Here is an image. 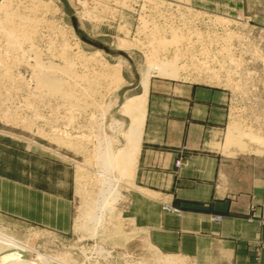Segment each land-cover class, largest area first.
<instances>
[{"label":"rangeland","instance_id":"1","mask_svg":"<svg viewBox=\"0 0 264 264\" xmlns=\"http://www.w3.org/2000/svg\"><path fill=\"white\" fill-rule=\"evenodd\" d=\"M2 1L3 8L17 5L36 28L14 46L0 32V146L17 153L25 172L50 175L55 195L67 193L69 227L0 223V247L21 243L48 264H197L148 242L141 225L157 193L138 187L135 176L126 185L133 170L124 161L133 158L128 141L140 144L149 80L157 77L225 89L226 127L237 123L252 132L242 142L264 146V25L253 11L264 0ZM28 3L36 9L22 7ZM33 51L83 75L79 89L68 78L61 86L77 100L38 95ZM159 62L175 64V75L158 74ZM238 145L231 148L254 151ZM108 151L119 153L111 169L118 199L95 224L87 217Z\"/></svg>","mask_w":264,"mask_h":264},{"label":"crops","instance_id":"2","mask_svg":"<svg viewBox=\"0 0 264 264\" xmlns=\"http://www.w3.org/2000/svg\"><path fill=\"white\" fill-rule=\"evenodd\" d=\"M253 11L264 25V3ZM228 100L222 88L149 80L134 176L157 198L141 228L158 251L197 264H264V146L223 151ZM0 153V223L68 230L67 193H53L50 175L25 172L17 153Z\"/></svg>","mask_w":264,"mask_h":264},{"label":"bare ground","instance_id":"3","mask_svg":"<svg viewBox=\"0 0 264 264\" xmlns=\"http://www.w3.org/2000/svg\"><path fill=\"white\" fill-rule=\"evenodd\" d=\"M2 2L4 3V1H2ZM2 2H1V5H2ZM17 2H18L17 4L20 3V1H17ZM9 4H10V2H9ZM9 4L7 5L8 7H5V8H3V7L6 6V4L3 7L0 6V32L2 35H4L7 38L6 43L10 44L11 46H14L15 43H18L20 38H26V36H30L29 35L30 33L28 31L31 30V32H32V29L36 28V25L33 23V21L31 19L22 15L17 10L18 9L17 5L15 6L16 8H13V7H10ZM22 7L25 9L27 7V9L30 11H33L36 9L35 5L31 4V3L26 4V6L22 5ZM29 27H30V29H29ZM26 30H28V31H26ZM36 33L37 32H35V34ZM20 41H21V39H20ZM23 42H25V41H22V43ZM171 63L169 64L168 62L167 63L166 62H159V65L156 67L158 74L175 75V73H176L175 71H177V69L175 68L176 67L175 64H174V66H175L174 67L173 64H171ZM32 67L36 71L35 72L36 81H35L34 87H35L39 96L45 95L46 92H49V93H52L53 95L57 96L58 98H65L67 100H70L71 102L73 100H77V98L74 97V94H71V93L69 94L68 92H66V90H62L61 86L64 83L63 78H68V79H71V81H72V86L70 84L71 82L69 83L70 86L72 88H74V87L78 88L82 82L79 80H82L83 75L80 76V74L73 72V70L70 68V66L58 65V64L51 62L50 60H42L41 56L38 55V53H36V52H34ZM113 69H114V71H116L115 66H113ZM174 69H176V70H174ZM117 77H119V76H117ZM90 80H91V78H90ZM90 80H89V83H90ZM65 81H66V83H68L67 79ZM84 81L85 80H83V82ZM78 89H76V90H78ZM78 92H79V90H78ZM86 92L84 91L83 93L86 95ZM145 94L146 93L143 92L142 95L145 96ZM81 96H82V94H81ZM42 98H43V96H42ZM81 99H79V101H81ZM138 100H140V99H138ZM82 101H83V99H82ZM230 124H232V125H228L226 127V131L224 134V144L222 147L223 151L225 153H227L226 151H228V153H232V152H229L230 147H234V146L236 147L237 144H239L238 145L239 149H241V148H252L250 145L251 143L248 144V143H246L247 141L246 142L241 141L244 136H247L249 133H252V132L251 131L247 132V128H242V127L236 126L235 124H237V123H234V125H233V122H232ZM128 131L129 130L122 132V135H123L122 139H124V137L128 136V135H125L126 133H128ZM139 132L141 133V131H139ZM129 139H130V141H128V143H130L129 149H130V152H133V154H132L133 158L130 161H129V159L127 160L126 158H122V159L123 160L126 159L124 161H126V164H128L131 167V169H133V170L125 173L126 176L124 175L126 177V180H127L126 185L127 184L129 185V182L131 181V179L134 176V168H135V164H136V155L138 154L137 152L139 150L138 142L135 140L136 138L131 137ZM252 140H254V139H252ZM117 153L118 152L108 151L103 155V157L101 159L103 169L99 171V173H100L99 176L101 177L100 189L98 191V196L95 198L92 209L90 210V213L87 217L89 222H92L95 224L100 223L102 213L106 210H109L111 205L116 201V199H118V197H117L118 191L117 190H114V192H112V191L115 187V184L119 183L120 181L118 180V178H116L117 176L116 177L113 176L116 174L115 172H114V174L111 173V169L113 167L112 160H114L113 158L115 157V155ZM118 156H119V153H118ZM118 159H119V157H118ZM115 166H117V165H115ZM117 168H118V166H117ZM118 170H119V168H118ZM105 175H107V177ZM118 175H120V174H118ZM113 182H114V184H113ZM26 246H27V244H26ZM28 249L29 248L27 246V250ZM57 262L60 264L59 260ZM167 262L169 264L174 263L173 260H169V259ZM0 264H48V262H46L41 256L36 255L35 253L27 252L26 247L21 243L19 244V243L5 241V242H3V246L0 247Z\"/></svg>","mask_w":264,"mask_h":264},{"label":"built area","instance_id":"4","mask_svg":"<svg viewBox=\"0 0 264 264\" xmlns=\"http://www.w3.org/2000/svg\"><path fill=\"white\" fill-rule=\"evenodd\" d=\"M180 163V161L179 160H176L175 161V164L176 165H178ZM165 210H167V211H175L176 209L174 208V207H172L171 205H165L164 207H163Z\"/></svg>","mask_w":264,"mask_h":264}]
</instances>
